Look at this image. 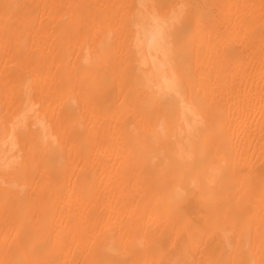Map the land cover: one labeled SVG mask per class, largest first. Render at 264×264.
I'll list each match as a JSON object with an SVG mask.
<instances>
[{
  "label": "bare ground",
  "instance_id": "bare-ground-1",
  "mask_svg": "<svg viewBox=\"0 0 264 264\" xmlns=\"http://www.w3.org/2000/svg\"><path fill=\"white\" fill-rule=\"evenodd\" d=\"M0 264H264V0H0Z\"/></svg>",
  "mask_w": 264,
  "mask_h": 264
}]
</instances>
